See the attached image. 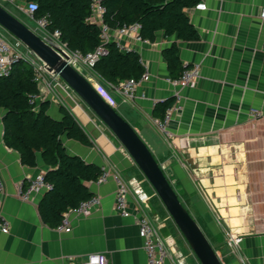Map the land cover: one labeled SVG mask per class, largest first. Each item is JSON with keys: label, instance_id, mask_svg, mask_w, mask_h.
Wrapping results in <instances>:
<instances>
[{"label": "crops", "instance_id": "crops-1", "mask_svg": "<svg viewBox=\"0 0 264 264\" xmlns=\"http://www.w3.org/2000/svg\"><path fill=\"white\" fill-rule=\"evenodd\" d=\"M200 2L206 9H187L199 31L196 40L161 31L153 41L120 36L126 50L140 54L149 77L139 81L132 98L114 93L115 108L159 160L223 264H264V0ZM24 21L38 32L32 19ZM5 36L12 40L9 33ZM174 42L184 65L200 64L195 86H177L169 80L173 77L163 50ZM77 67L93 84L100 81L93 68ZM172 97L181 108L172 113L168 138L155 123L154 108ZM44 101H50L48 113L54 118L62 117L61 105L70 110L92 143L64 136L70 153L120 173L132 189L145 188L149 181L138 176L141 170L124 145L66 82L47 74L35 96L37 106ZM252 109L262 114L254 117ZM5 112L0 108V199L9 231L0 229V264H80L100 252L107 255L108 264H147L139 233L140 208L164 239L168 256L163 264H201L177 225L169 227L168 220L173 219L165 206L168 216L162 217L152 208L151 198L138 203L129 193L130 215L117 210L118 184L113 176L88 182L101 201L88 215L66 212L69 232L44 221L39 202L48 189L33 191L28 200L19 193L23 182L45 174L49 166L40 154L36 166L25 165L19 152L5 144ZM230 232L242 237L235 250L225 246Z\"/></svg>", "mask_w": 264, "mask_h": 264}, {"label": "trees", "instance_id": "trees-1", "mask_svg": "<svg viewBox=\"0 0 264 264\" xmlns=\"http://www.w3.org/2000/svg\"><path fill=\"white\" fill-rule=\"evenodd\" d=\"M24 1L37 3L34 18L46 16L49 21L47 28L58 29L60 39L70 50L85 55L102 42L100 24L89 19L91 0ZM199 2L200 0H103L106 6L103 20L111 28L139 23L140 35L151 41L156 39L160 31L165 36L196 40L199 38V31L191 22L187 9ZM0 3L23 22L24 18H30L18 9L17 0H0ZM105 45L107 54L93 66L100 77L117 85L130 77L139 79L142 76L145 67L136 50L123 51L116 41H109ZM163 54L170 76L178 77L186 67L180 59L178 44L174 42L166 47ZM38 93L39 83L35 80L31 64L26 60L16 61L8 75H0V108L6 110L2 119L4 142L19 152L23 164L36 166L40 154L49 166L44 176L51 183V188L41 198L39 209L44 221L57 226L66 212L94 195L88 182L98 181L104 170L67 150L64 136L85 145L92 143L75 115L65 106H60L62 117L59 119L48 113L50 101L37 106L34 96ZM174 101L172 97L158 102L154 108V116L163 118ZM138 176L145 177L142 171ZM149 184H145V189L151 195L152 208L162 217L168 216L161 199ZM181 201L183 202L182 199ZM168 223L169 227L174 228L175 223L170 218ZM225 246L227 247L226 243Z\"/></svg>", "mask_w": 264, "mask_h": 264}, {"label": "built area", "instance_id": "built-area-1", "mask_svg": "<svg viewBox=\"0 0 264 264\" xmlns=\"http://www.w3.org/2000/svg\"><path fill=\"white\" fill-rule=\"evenodd\" d=\"M19 10L25 12L35 23L38 34H40L46 41L57 45L64 49L70 56L71 63L78 69V65L86 66L88 68H93L95 63L103 55L107 54L108 50L106 48V43L109 41H116L118 46L123 51H127L126 48L120 43V36L126 34H133L138 40H148L140 35V24L134 23L129 26H123L118 28H111L103 20V15L106 11V6L103 0H91V15L89 19L93 22L100 24L102 32L101 38L102 42L96 46L93 51L88 52L83 55L78 51L70 50L67 45L60 39V31L58 29L49 30L47 25L49 23L46 16L39 18H34L33 14L37 10L38 5L36 2H29L25 4H17ZM197 9H206V3L200 2L195 5ZM261 16L264 17V9L261 11ZM28 61L34 72L35 80L40 83L46 80V75L49 74L54 78L59 79L57 76L49 73L44 65V63L19 39L13 36L12 40L8 39L4 34V28L0 25V75H8L13 64L20 60ZM185 69L178 77L170 78V82L177 86H195L196 79L200 75V64L185 65ZM79 70V69H78ZM99 76V75H98ZM100 77V76H99ZM148 71L143 72L142 76L137 79L130 77L121 81L119 84H112L100 77V81L94 84L97 92L113 107L116 106V101L114 98V93H122L126 97L132 98L134 96L136 86L140 80L147 79ZM60 80V79H59ZM52 84V82H50ZM36 96V95H35ZM34 96V98H35ZM181 108V105L177 102L173 103L167 108L163 118H156L155 123L162 130L168 138H170L171 133L168 131L167 126L172 117L174 110ZM252 116L257 117L262 114L257 109H252ZM104 172L99 177V182H105L110 176H113L118 184V189L116 192V208L123 215L129 216L130 211L128 210V194L133 193L138 203H144L149 200L151 195L146 191L143 186L136 187L132 189L130 184L122 177L118 172L111 173L110 170L103 169ZM41 188L49 189L51 188V183L45 179L44 174H38L35 178H31L21 184L20 187V197L24 200L30 198V194ZM0 190H3L2 182H0ZM100 197L93 195L87 200L82 201L76 208L72 209L78 213L88 215L91 213L92 208L100 203ZM2 201L0 199V229L3 232L9 231L8 221L1 214ZM140 212V217L138 220L139 233L144 239V247L147 253V264H163L165 258L168 256V250L164 239L159 232L157 226L153 223L150 217L145 213L144 209H137ZM67 232L71 230L69 219L67 213L61 223L58 226ZM242 237L237 233H229L226 240V245L231 250L237 249L239 247ZM80 264H108V257L105 253H93L88 256L87 259L82 261Z\"/></svg>", "mask_w": 264, "mask_h": 264}, {"label": "water", "instance_id": "water-1", "mask_svg": "<svg viewBox=\"0 0 264 264\" xmlns=\"http://www.w3.org/2000/svg\"><path fill=\"white\" fill-rule=\"evenodd\" d=\"M0 25L19 39L112 130L155 189L173 221L201 264H223L205 231L181 201L162 165L133 125L95 89L94 84L70 61L61 47L46 41L33 28L0 3Z\"/></svg>", "mask_w": 264, "mask_h": 264}, {"label": "rangeland", "instance_id": "rangeland-1", "mask_svg": "<svg viewBox=\"0 0 264 264\" xmlns=\"http://www.w3.org/2000/svg\"><path fill=\"white\" fill-rule=\"evenodd\" d=\"M6 31H7V30H6ZM6 31H4V34H5V35H6V34L8 35L9 32H8V31L6 32ZM10 36H11V38H12V35L9 33V37H10Z\"/></svg>", "mask_w": 264, "mask_h": 264}]
</instances>
